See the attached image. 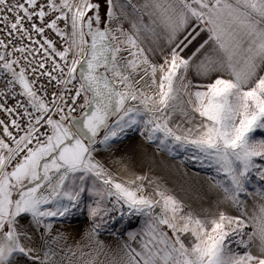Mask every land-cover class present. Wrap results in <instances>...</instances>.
I'll use <instances>...</instances> for the list:
<instances>
[{"label":"crops","instance_id":"obj_1","mask_svg":"<svg viewBox=\"0 0 264 264\" xmlns=\"http://www.w3.org/2000/svg\"><path fill=\"white\" fill-rule=\"evenodd\" d=\"M113 4V18L118 16L123 21L137 59L146 68L161 70L176 62L196 85L225 84L241 93L255 92L264 83V0H113ZM172 101L175 107L170 106L168 112L172 124L176 119L183 125L187 118L193 120L192 114L186 113L184 93H174ZM263 112L259 111V117ZM194 115V129L185 127L180 132L213 140L219 125ZM110 126L91 147L79 139L87 153L85 158L95 169L126 190L157 184L161 197H172L186 206L201 226L210 227L222 217L235 218L247 230L245 253L220 255L219 247L210 242L204 251L190 250L192 264H264V194L249 192L237 199L213 176L173 153L180 148L171 150V144H158L138 133L123 137L119 132H109ZM110 138L112 144L107 141ZM51 141L19 162H26V174L34 183L22 187L10 205L4 196L0 200V210L8 207L13 214L6 224L14 236L0 264H171L155 243L131 233L133 228L116 231L101 228L89 216H52L65 211L61 207L50 210L53 204L48 201L51 195L54 200L55 192L53 187L42 190L35 157L46 154L48 161L41 166L52 164ZM2 150L0 182L5 173Z\"/></svg>","mask_w":264,"mask_h":264},{"label":"rangeland","instance_id":"obj_2","mask_svg":"<svg viewBox=\"0 0 264 264\" xmlns=\"http://www.w3.org/2000/svg\"><path fill=\"white\" fill-rule=\"evenodd\" d=\"M93 3V0L57 2L60 13L68 19L70 49L77 62L86 53L83 23L92 13ZM113 8V0H107L104 26L114 45L113 61L107 74L120 98L118 114L112 119L108 131L119 132L123 137L138 133L158 144H171V150L180 148L173 153L213 176L237 199L249 192L264 194V112L263 116L258 115L260 110H264V83L255 92L241 93L225 84L212 87L196 85L176 62L161 70L146 68L137 59L138 54L123 21L118 16L113 18ZM178 92L187 96L186 113L193 116L192 121L186 119L185 125L178 119L172 124L174 120L168 113L170 106L175 107L172 99ZM194 114L219 125L213 133V140L189 137L180 132L185 127L194 129ZM79 139L73 130L62 126L52 137V149L49 151L52 164L41 166L49 156L35 155L39 161L37 172L43 181L42 190L49 191L53 187L55 192L54 200L51 195L48 201L53 204L50 210L61 207L65 211L53 213V217L74 219L89 216L101 228L116 231L133 228L131 233L137 232L142 241L148 239L151 244L155 243L171 264H192L190 250L204 251L212 242L214 248L219 247L217 252L220 255L246 252L248 232L239 220L222 217L214 220L210 227L201 226L199 219L186 206H180L172 197H161L159 193L162 190L157 184L123 189L105 172L89 163ZM107 141L113 143L111 138ZM1 150L5 153V173L0 182V200L4 196L6 205H10L19 190L34 181H30L26 174V162L16 165L0 141ZM51 178L61 179L63 184L60 185L61 180L53 181ZM154 206L159 207L163 215V225L152 214ZM9 211L8 207L0 210V228H7L6 223L13 216ZM209 237L213 239L210 241Z\"/></svg>","mask_w":264,"mask_h":264},{"label":"built area","instance_id":"obj_3","mask_svg":"<svg viewBox=\"0 0 264 264\" xmlns=\"http://www.w3.org/2000/svg\"><path fill=\"white\" fill-rule=\"evenodd\" d=\"M57 2L0 0V141L15 164L72 130L86 105Z\"/></svg>","mask_w":264,"mask_h":264},{"label":"water","instance_id":"obj_4","mask_svg":"<svg viewBox=\"0 0 264 264\" xmlns=\"http://www.w3.org/2000/svg\"><path fill=\"white\" fill-rule=\"evenodd\" d=\"M84 34L87 38L86 53L77 63L76 75L87 94L85 108L80 115L72 117V130L89 147L96 144L118 114L119 92L107 74L113 60L114 45L110 33L101 24L99 4H92V13L84 19ZM152 214L163 225L165 223L159 207ZM13 243L10 225L0 229V258L7 254Z\"/></svg>","mask_w":264,"mask_h":264},{"label":"trees","instance_id":"obj_5","mask_svg":"<svg viewBox=\"0 0 264 264\" xmlns=\"http://www.w3.org/2000/svg\"><path fill=\"white\" fill-rule=\"evenodd\" d=\"M93 1L99 4V14L101 16V24L102 26H104L106 22L107 0H93Z\"/></svg>","mask_w":264,"mask_h":264}]
</instances>
